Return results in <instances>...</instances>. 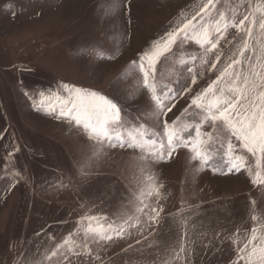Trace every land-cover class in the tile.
<instances>
[{
	"label": "rangeland",
	"instance_id": "rangeland-1",
	"mask_svg": "<svg viewBox=\"0 0 264 264\" xmlns=\"http://www.w3.org/2000/svg\"><path fill=\"white\" fill-rule=\"evenodd\" d=\"M199 3L0 0V264H49L46 255L57 244L65 239L71 244L69 233H74L79 246L89 226L111 234L127 218L133 194L147 186L148 175L153 177V187L164 185L161 223L152 225L150 235L145 223L142 232L131 229L123 239L90 243L103 264H173L171 249L182 242L185 231L173 219L181 206L189 217L187 231L192 237L188 264H235L238 250L233 240L242 239L244 228L253 224L251 202L256 201L255 214L264 211V189L254 187L246 171L220 174L205 168L197 172L190 162L192 154L180 148L171 159L142 172L139 151L101 150L73 124L57 120L48 107L54 99L50 94L62 83L91 88L114 96L133 115L142 113L151 130L154 117L130 61L170 25L178 24L187 14L185 9ZM236 3L222 0L219 6L227 12ZM200 51L195 43L174 46L157 66L160 84L177 79L183 83L188 73L180 75V61L187 60L191 66L189 58ZM209 78L215 75L209 72L198 85L206 87ZM185 106L180 100L175 115L181 116ZM187 122L184 114L177 126ZM14 173L20 175L14 179ZM147 202L155 204V196ZM88 216L94 219H82ZM237 229L240 237L233 235ZM51 264L63 262L53 258ZM73 264L100 261L82 256L73 257Z\"/></svg>",
	"mask_w": 264,
	"mask_h": 264
},
{
	"label": "snow or ice",
	"instance_id": "snow-or-ice-1",
	"mask_svg": "<svg viewBox=\"0 0 264 264\" xmlns=\"http://www.w3.org/2000/svg\"><path fill=\"white\" fill-rule=\"evenodd\" d=\"M221 2L200 0L195 8L185 9L187 14L178 24L170 25L163 35L153 39L130 61L132 74L139 73L142 83L138 87L154 117L151 130L142 121V113L133 115L114 96L67 83H62L50 94L54 98L48 102L51 114L57 120L73 124L101 150L108 147L139 151L142 172L159 161L171 159L178 149L184 148L192 154L190 162L197 172L210 168L214 173L243 174V170L254 187L264 189V0H238L227 12L219 6ZM186 43H195L201 50L189 58L191 66H187V60L180 61L183 66L180 75L186 70L191 83L185 78L183 83L177 79L161 85L158 64L173 53L174 46ZM209 72L215 79L209 78L207 86L200 87L198 80ZM40 95L45 94L41 92ZM124 99L127 103L128 98ZM180 100L186 104L181 116L187 114L189 120L183 127L177 126L181 116L174 112ZM8 156H13V152ZM18 175L14 173L13 178ZM147 181L139 194H133L135 199L130 201L127 218L111 234L95 232L89 226L84 241L78 246L75 234L69 233L71 244L69 239L57 244L46 255L49 264L53 258L61 259L63 264H73V257L82 256L103 264L90 243L100 245L123 239L125 232L131 229L142 232L145 223L150 235L152 225H159L165 212L160 191L164 185L153 187L151 175L147 176ZM153 196L155 204L147 202ZM251 203L253 224L251 228H244L242 239L233 240L238 250L235 264L241 261L243 264H264V211L255 214L256 201ZM185 211L181 206L173 214V219L185 228L182 242L171 249L173 264L181 261L188 264V244L192 237L187 231L189 217ZM82 219L91 221L94 217ZM88 233L93 235L89 237ZM233 235L240 237V230ZM77 247L82 251H77Z\"/></svg>",
	"mask_w": 264,
	"mask_h": 264
}]
</instances>
